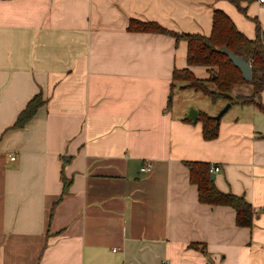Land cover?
Masks as SVG:
<instances>
[{
	"label": "crops",
	"instance_id": "crops-1",
	"mask_svg": "<svg viewBox=\"0 0 264 264\" xmlns=\"http://www.w3.org/2000/svg\"><path fill=\"white\" fill-rule=\"evenodd\" d=\"M240 6L0 1V264H264V91L254 104L230 105L206 141L189 108L214 117L227 102L172 73L207 80L212 70L188 67L184 40L128 30L136 20L209 36L220 10L255 40L264 2ZM236 87L232 97L252 92ZM38 93L35 117L9 129ZM186 162L218 166L217 189L245 198L252 227H238L230 207L200 203ZM63 178L68 190L51 214Z\"/></svg>",
	"mask_w": 264,
	"mask_h": 264
},
{
	"label": "trees",
	"instance_id": "trees-1",
	"mask_svg": "<svg viewBox=\"0 0 264 264\" xmlns=\"http://www.w3.org/2000/svg\"><path fill=\"white\" fill-rule=\"evenodd\" d=\"M240 12L245 9L240 6L241 0H228ZM129 31L155 34H166L175 38L176 41L187 42V65L188 67L203 66L212 70L210 78L199 80L194 77L189 69L172 73L173 81L186 83L184 88L192 89L215 103L224 100L230 105L240 103L254 104L256 98L264 91V33L256 24L255 40L247 39L235 27L231 19L222 11L214 10L212 17V30L209 36L195 34H175L154 23H142L131 20ZM220 47H226L233 54L248 61L251 66L252 76L249 83L245 82L240 72L233 66L228 58L219 51ZM236 86H251L252 92L248 96H231L232 89ZM44 100L40 93L34 95L25 108L19 113L14 124L9 129H21L32 120L38 109L42 107ZM264 109L261 104H257ZM198 121L202 124V137L206 141L217 138L219 121L205 113H198ZM189 170V181L197 187L198 201L210 206H227L236 214V225L242 228H250L253 224L254 212L252 206L244 197L233 193L219 191L215 182L210 179L211 166L202 162H186ZM63 189L59 199L53 203L51 214L57 203L63 198L68 190V182L63 178ZM51 216V215H50Z\"/></svg>",
	"mask_w": 264,
	"mask_h": 264
},
{
	"label": "water",
	"instance_id": "water-1",
	"mask_svg": "<svg viewBox=\"0 0 264 264\" xmlns=\"http://www.w3.org/2000/svg\"><path fill=\"white\" fill-rule=\"evenodd\" d=\"M219 51H221L233 64V66L240 72L242 79L245 82L249 83L251 81L252 70L248 61L242 57L236 56L226 47H220ZM229 108H230V104L227 103L226 106L218 113V115L214 117L215 120L219 121L220 118L228 111ZM186 119L191 121L192 124H195L198 119V112L190 108L188 110V113L186 114ZM215 177H216L215 173H211L210 179L212 181L215 180Z\"/></svg>",
	"mask_w": 264,
	"mask_h": 264
},
{
	"label": "built area",
	"instance_id": "built-area-1",
	"mask_svg": "<svg viewBox=\"0 0 264 264\" xmlns=\"http://www.w3.org/2000/svg\"><path fill=\"white\" fill-rule=\"evenodd\" d=\"M2 1V0H0ZM259 3H263L264 0H258ZM12 161L14 160L13 157L10 158ZM153 169V163L151 161H145V163L141 166L140 171L143 173L150 172ZM220 171V168L218 166L211 167L210 172L211 173H217ZM163 264H168L167 262H164Z\"/></svg>",
	"mask_w": 264,
	"mask_h": 264
},
{
	"label": "rangeland",
	"instance_id": "rangeland-1",
	"mask_svg": "<svg viewBox=\"0 0 264 264\" xmlns=\"http://www.w3.org/2000/svg\"><path fill=\"white\" fill-rule=\"evenodd\" d=\"M178 82H180V81H178ZM181 83H184V82H181ZM237 90H238L237 87L234 88V90L231 92V96L235 95L236 92H237ZM202 98H203V100L205 101L206 104H210L209 100H208L206 97H202ZM190 108L196 110V109H195L194 107H192V106H191ZM190 108H189V109H190ZM217 115H218V114H217ZM217 115H216V116H217ZM214 117H215V116H214Z\"/></svg>",
	"mask_w": 264,
	"mask_h": 264
}]
</instances>
